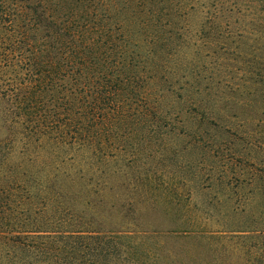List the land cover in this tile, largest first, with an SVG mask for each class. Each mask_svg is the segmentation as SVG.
<instances>
[{
	"label": "rangeland",
	"instance_id": "obj_1",
	"mask_svg": "<svg viewBox=\"0 0 264 264\" xmlns=\"http://www.w3.org/2000/svg\"><path fill=\"white\" fill-rule=\"evenodd\" d=\"M166 12L161 28L164 55L158 71L145 83L153 90L151 104L160 106L167 123L146 125L135 113L130 126H105L101 150L91 159L87 150L56 147L53 141L48 145L43 137L30 133L33 128L21 126L11 95L21 93L20 83L28 81L30 70L18 52L12 55L15 64L0 63V239L9 231L29 227L57 233L78 221L68 211V205H74L73 191L62 189L59 182L67 179L73 187L81 172L62 166L86 165L84 172L97 176L84 180L103 186L109 173L91 168L110 165L125 170L141 165L157 169L156 184L174 183L184 203L190 197L193 212L200 215L198 222L213 230L207 234H215L176 243L193 251L200 245L198 240L209 252L201 259L190 258L188 252L183 264H260L247 256L258 240L240 239L233 229L238 214L249 211L255 197L250 179L236 174L234 167L264 165V0H173ZM0 45L3 54L6 45ZM56 165H61L62 174L53 170ZM190 166L200 172H188ZM165 168L173 169L168 177L161 174ZM134 176L128 174L130 186ZM53 184L56 190L48 192ZM91 196L103 199L93 192ZM2 241L0 264L16 260L41 264L48 259L36 252L28 258L24 247L35 243L30 239L21 238L18 252ZM139 241L136 238L132 244L140 250L157 246L152 240ZM153 262L154 258L146 260Z\"/></svg>",
	"mask_w": 264,
	"mask_h": 264
},
{
	"label": "trees",
	"instance_id": "obj_2",
	"mask_svg": "<svg viewBox=\"0 0 264 264\" xmlns=\"http://www.w3.org/2000/svg\"><path fill=\"white\" fill-rule=\"evenodd\" d=\"M172 2L0 0V44L6 45L0 63L6 67L15 64L12 55L18 52L30 70L28 81L20 83L21 93L11 95L21 126L33 128L30 133L43 137L48 145L53 141L56 147L87 150L91 159L101 150L100 135L105 126H130L135 113L146 125L166 124L160 106L151 104L153 90L145 81L158 71L159 59L163 58L162 21ZM53 167L57 175L62 174L61 165ZM62 167L81 172V180L72 181L73 187L67 179L59 182L62 189L73 191L74 205H68V211L78 221L57 233L35 227L9 231V237L4 235L0 241L12 244L14 252L21 250L24 238L35 241L24 247L29 259L35 252L47 255L41 264H146L150 258H154L151 264H183L188 252L194 259L208 255L198 240L200 245L193 251L182 244L174 246L215 234H207L213 230L201 226L190 197L184 203L174 183L154 182L157 169L141 165L125 170L111 169L110 165L93 167V172L109 173V179L100 186L98 181L94 185L84 180L97 176V172H84L88 166ZM234 170L250 179L255 197L250 210L244 209L243 216L238 214L233 231L240 233V239L258 240L247 256L249 261L253 256V261L264 264V165L238 163ZM172 172L161 169L162 176ZM188 172L200 171L190 166ZM129 173L136 175L131 186L127 183ZM124 183L125 192L121 189ZM55 188L53 184L46 189L51 192ZM92 192L103 199L97 201ZM55 209L58 213L60 205ZM136 238L141 243L152 240L157 246L140 250L132 244Z\"/></svg>",
	"mask_w": 264,
	"mask_h": 264
}]
</instances>
